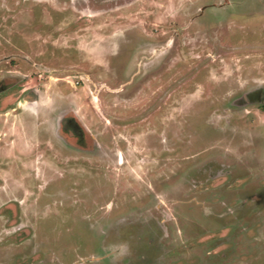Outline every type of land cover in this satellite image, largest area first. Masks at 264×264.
Segmentation results:
<instances>
[{
	"label": "rangeland",
	"instance_id": "rangeland-1",
	"mask_svg": "<svg viewBox=\"0 0 264 264\" xmlns=\"http://www.w3.org/2000/svg\"><path fill=\"white\" fill-rule=\"evenodd\" d=\"M0 264H264V0H0Z\"/></svg>",
	"mask_w": 264,
	"mask_h": 264
},
{
	"label": "clouds",
	"instance_id": "clouds-1",
	"mask_svg": "<svg viewBox=\"0 0 264 264\" xmlns=\"http://www.w3.org/2000/svg\"><path fill=\"white\" fill-rule=\"evenodd\" d=\"M34 102L38 104V103H39V100H36V101H34Z\"/></svg>",
	"mask_w": 264,
	"mask_h": 264
}]
</instances>
